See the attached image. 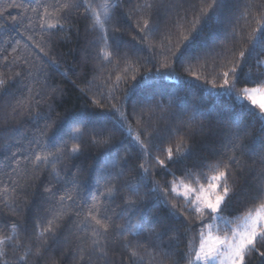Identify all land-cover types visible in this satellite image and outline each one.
Masks as SVG:
<instances>
[{"label": "trees", "instance_id": "obj_1", "mask_svg": "<svg viewBox=\"0 0 264 264\" xmlns=\"http://www.w3.org/2000/svg\"><path fill=\"white\" fill-rule=\"evenodd\" d=\"M37 2L38 0H0V12L8 18L6 27L0 20V75L7 80L10 92L9 96L0 99V180L9 184L15 178L12 168L16 166L15 161H18L20 169L28 171V177L25 178L33 184L26 201L16 198L10 202L16 209L15 212L0 201V220L15 221L21 228H28L31 232L34 215L38 214L41 218L47 215L43 210L44 206L38 203L41 197L34 194L42 191L40 185L50 176L45 172L32 181L30 165L25 163L36 147L33 141L39 137V129L46 123L55 122L56 126L63 124L65 130L69 126L82 127L86 132L107 129L115 136L110 147L118 150L121 155L125 151L129 154L128 168L132 171L120 183L139 182L141 163L149 169L145 182L141 184V195H148L141 205L140 215L149 221L159 218L174 232L179 230L177 241L172 243L167 237L164 241L166 245L172 244L166 250L172 252L174 259L178 260L179 253L188 250V240L196 237L195 228L199 221L191 225L192 231L184 227L191 217L185 210L183 197L176 198L170 192L172 181L184 179L185 169L202 162L204 158L213 162L215 159H223L215 154L227 152L228 149L221 146V139L215 133L230 126V117L238 116L242 126L250 133L243 140L249 148L240 156L241 164L251 165L254 161L258 163L264 150V120L254 110L241 107L247 102L226 95L223 89H212L210 85L214 77L208 75L195 62L191 71L200 75V80L189 74L186 64L177 61V57L188 44L183 40L181 32H188L193 20L196 21V31L202 30V35L193 44L196 55L203 54L205 43L212 35L220 37L212 45L213 48L225 49L230 56L235 52L237 60L239 51H244L247 57L244 72L255 80L264 73V67H257L258 60L264 61V52L257 48L255 55L248 56L254 43L248 37L257 36L258 33L253 29L264 25V0H224L226 7H220L221 0H215L214 7H209L214 4V0H151L157 7L149 12L150 27H159L160 30L143 40L141 37L144 33L140 31L138 21L144 15L142 6L146 0H111L117 5L113 12V24L119 27V31L113 32L109 26V43L115 41L112 49L121 58L119 62L114 58L111 64L107 61L101 63L97 59L98 49L95 45L99 42V34L91 30L90 21L85 19L83 13L75 14L73 23L65 26L70 31L61 32L59 35H49L34 23L29 26L22 8L26 10ZM201 8L206 10V15L201 14ZM12 17H16V20ZM177 20L185 27L178 30L175 27ZM195 34V31L189 33ZM260 47H264V44ZM125 57L127 64L123 60ZM165 62L168 64L166 68ZM219 63L226 64L228 61ZM125 67L128 68L127 73L124 72ZM157 69L167 75V78H161L154 85L155 95L134 89L137 81L146 74H155ZM117 75L122 80L118 88H113ZM132 75L136 77L135 81L128 79ZM109 76L112 77L111 80L107 79ZM206 76L209 81L207 84L204 83ZM25 85L32 89L31 93L25 89ZM242 86L254 85L251 82L239 84L237 91ZM36 92L45 99L39 107H33L31 114L25 110L23 115L15 119L8 115L11 107L17 106V102L25 100L26 97H30L31 103L35 105V101L40 99L35 95ZM48 94L51 99H47ZM161 104L162 109L157 107ZM113 105L123 111L126 121H119ZM197 111L202 112L203 116L186 129L185 125L190 123ZM141 112L144 113L145 120H148L149 113L154 114L155 119L148 124H141L138 118ZM37 116L40 117L39 121L34 119ZM201 126L205 129L203 134L196 136L189 145L192 149L191 158H184L181 163L176 164L168 162L166 149L175 148L182 138L180 133L192 135V131ZM145 127L151 133L149 136H141L146 151L134 140V136ZM153 127L156 131H151ZM116 128L120 130L116 131ZM129 128L132 136L128 135ZM52 131L55 132L56 128ZM51 135L50 132L49 137ZM87 142L86 135L83 143ZM108 151V148L85 149L77 160L66 161L65 164L69 169L76 167L82 170V174L75 172L74 175L80 176L81 181L87 183L95 171L103 167ZM157 159L165 160L168 168L159 167L156 164ZM91 182L95 187V180ZM248 183H251V177L247 170L237 173L234 192L241 194L247 191ZM243 201L245 197L241 195L236 202L237 209L233 211L238 210ZM118 204L120 206L116 211L120 212L124 206L119 200ZM173 204L176 205L175 209L172 208ZM69 219L72 217L66 218L65 225H68ZM154 226L157 231H163L159 224ZM25 238L21 232V239ZM59 239L63 242L64 237L60 236ZM128 240L134 242L133 237H128ZM124 243L118 237L113 238L110 245L111 264H132L127 259ZM48 247L51 251L45 254L40 264H76L72 246L64 247L63 243L57 245L50 240ZM147 251H152L151 244ZM147 259L145 256L146 261ZM251 264H261V258L253 254Z\"/></svg>", "mask_w": 264, "mask_h": 264}, {"label": "snow or ice", "instance_id": "obj_2", "mask_svg": "<svg viewBox=\"0 0 264 264\" xmlns=\"http://www.w3.org/2000/svg\"><path fill=\"white\" fill-rule=\"evenodd\" d=\"M214 6H216L215 0L209 7ZM116 7L117 5L111 0H38L33 7L26 10L22 8V12L27 16L29 26L34 23L49 35L70 31V28L66 30L65 26L73 23L72 18L75 14L83 13L85 19L90 21L91 30L99 34V42L95 45L98 49L97 59L101 63L107 61L111 64L114 58L117 62L121 60L112 49L115 41L109 43V26L113 32L119 31V27L113 24V12ZM155 7L157 5L151 0H146L142 6L144 15L138 21L140 31L144 33L142 40L160 30L159 27H150L149 12ZM220 7H226L224 0H221ZM200 12L206 15L204 8H201ZM12 19L15 21L16 17ZM0 20L6 27L8 18L2 12H0ZM175 27L179 30L185 25L177 20ZM193 31L196 34L189 35ZM253 31L258 35L248 37L254 41L248 56L255 55L257 48L264 52V47H260L264 44V25ZM181 35L188 44L177 57V61L187 65L189 74L200 80L201 76L191 71L193 62L200 65L203 71L214 77L210 85L212 89H223L226 95L247 102L241 107L254 110L255 114L264 120V73L253 80L250 74L244 72V67L247 66L245 52L239 51L237 60L235 52L230 56L225 49L213 48L212 45L220 37L212 35L205 43L203 54L196 55L193 44L202 35V30L196 31L195 20L191 22L188 32H181ZM123 60L127 64V58ZM220 61H228V63L221 64ZM164 67H168L167 62ZM257 67H264V61L258 60ZM124 72H128L127 67L124 68ZM161 78L166 79L167 75L157 69L155 74H146L137 81L134 89L144 93L152 92L155 95L154 85ZM107 79L111 80L112 77L109 76ZM128 79L135 81L136 77L132 75ZM121 80L122 77L117 75L113 88H118ZM249 82L254 86H242L237 91L239 84ZM105 83L107 84V80ZM204 83H209L207 76ZM24 87L29 93L32 92L27 85ZM9 95L7 80L0 75V99ZM35 95L40 97L35 101V105L31 103L30 97H26L25 100L18 101L17 106H12L8 115L15 119L23 115L25 110L31 114L33 107H39L45 99L39 92ZM51 98L48 94L47 99ZM137 103L141 102L137 101ZM157 107L162 109L163 105ZM112 108L119 115V121H126V116L120 108H116L115 105ZM201 116H203L202 112L194 113L185 128H189L190 124H194ZM138 118L141 124H148L155 119V116L149 113L148 120H145V115L141 112ZM34 119L39 121L40 117ZM229 121L230 126L215 133L221 139V146L228 149L227 152L215 154L216 157L223 159H215L213 162L204 158L202 162L194 163L185 169L184 179H174L171 183L170 192L176 198L183 197L185 210L191 217L184 227L192 231L191 225L199 221L195 228L196 237L188 240V250L179 253L178 260L174 259L172 252L166 250L172 244L166 245L164 241L166 237L172 243L177 241L179 230L174 232L159 218L149 221L140 215L141 205L148 195V193L141 195V184L145 182L149 169L141 163L139 182L120 183L131 174L132 170L128 168L129 154L125 151L121 155L118 150L110 147L115 140L113 132L107 129L100 132H86L84 128L76 126H69L65 130L63 124L56 126L55 122L46 123L39 129V137L33 141L36 147L25 163L30 165L32 181L45 172L50 176L40 185L42 191L34 194L41 197L38 203L44 206L43 210L47 215L43 218L38 214L34 215L31 232L28 228H21L15 221L0 220V264H10V261L11 264H40L45 254L51 251L48 247L50 240L57 245L63 243L64 247L72 246L76 264H111L110 245L114 237L125 241L123 247L127 250V259L132 264H166L169 261L172 264H251L253 254L259 256L261 264H264V150L258 163L254 161L251 165L241 164L240 156L249 148L243 140L250 133L242 126L238 116L230 117ZM54 127L55 132L52 131ZM204 130L201 126L198 130H193L192 135L180 133L182 138L175 148L166 149L167 161L176 164L181 163L184 158H191L190 142L196 136L203 134ZM127 131L128 135L132 136L131 128ZM151 131L156 129L153 127ZM50 132L51 137H49ZM150 134L149 128L145 127L141 133L134 136L135 142L145 151L146 145L141 136ZM86 135L88 142L84 144ZM89 148H108L109 151L106 153L108 158L104 161L103 167L95 171L89 182L83 183L80 176L74 175L75 172L82 174V170L76 167L69 169L65 162L77 160L83 151ZM156 164L168 168V164L163 159H157ZM15 165L12 168V172L16 174L15 178L11 179L9 184L0 180V201L13 212L16 209L10 202L16 198L26 201L33 187L29 179L25 178L28 177V171L20 169L18 161H15ZM236 165H239V168H236ZM245 170L251 177V183L247 184V191L236 194L234 186L237 173ZM92 180H95V187L92 185ZM241 195L245 197V201L240 203L238 210L233 211L237 209L236 202L240 200ZM118 200L124 206L120 212L116 211L120 206ZM172 208L175 209L176 205L173 204ZM68 217L72 219H69L68 225H65L64 221ZM156 224H159L163 231H157L154 226ZM21 232L26 237L23 240ZM60 236L64 237L63 242L59 239ZM128 237H133L134 242L129 241ZM142 237L146 238L141 239ZM149 244L152 251H147ZM145 256L148 257L147 261Z\"/></svg>", "mask_w": 264, "mask_h": 264}]
</instances>
